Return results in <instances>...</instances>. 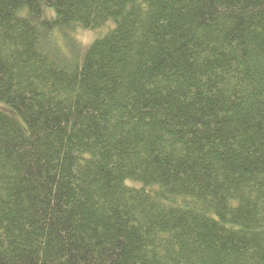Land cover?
Masks as SVG:
<instances>
[{
  "label": "trees",
  "instance_id": "16d2710c",
  "mask_svg": "<svg viewBox=\"0 0 264 264\" xmlns=\"http://www.w3.org/2000/svg\"><path fill=\"white\" fill-rule=\"evenodd\" d=\"M0 103V264H264V0H0Z\"/></svg>",
  "mask_w": 264,
  "mask_h": 264
},
{
  "label": "rangeland",
  "instance_id": "374dc122",
  "mask_svg": "<svg viewBox=\"0 0 264 264\" xmlns=\"http://www.w3.org/2000/svg\"><path fill=\"white\" fill-rule=\"evenodd\" d=\"M100 35H102V32H84L81 30L76 32V38L80 40L82 44H90ZM0 110L5 112L7 115H9L11 118L16 120L20 124H23L17 113L13 109L9 108L6 104L0 103Z\"/></svg>",
  "mask_w": 264,
  "mask_h": 264
}]
</instances>
